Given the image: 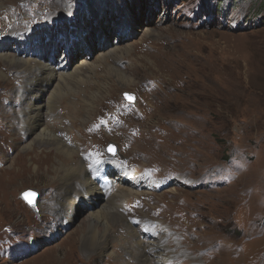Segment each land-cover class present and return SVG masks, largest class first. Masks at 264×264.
Segmentation results:
<instances>
[{
    "label": "rangeland",
    "instance_id": "374dc122",
    "mask_svg": "<svg viewBox=\"0 0 264 264\" xmlns=\"http://www.w3.org/2000/svg\"><path fill=\"white\" fill-rule=\"evenodd\" d=\"M79 1L0 0V55L56 66L50 58L65 59L64 46L45 50L42 59L37 53L26 55L30 49L23 50L18 38L38 28L39 42L46 33L54 35L46 27L69 5L73 9L63 16L75 13ZM94 4L99 13L83 19L91 27L85 49H77L66 71H57L69 72L81 63L78 59L95 61L116 47L132 50L116 59L108 56L94 74L89 71L86 84L69 81L73 89L49 102L47 122L54 137L77 151L73 160L61 163L82 164L88 172L85 162L104 158L107 147L115 145L129 171L139 174L155 168L158 178L172 181L158 191L138 190L125 179V184L120 180L109 188L107 192L116 187H131L134 192L110 202L119 216L105 249L108 256L95 252L82 232L91 203L80 199L81 206L67 221L53 202L61 185L58 174L34 172L37 160L46 169L58 160V153L39 144L25 153L30 143L26 129L32 125L22 122L26 121L22 111L34 98L26 99L25 89L22 92L27 70L0 60V72L6 75L0 76V264H143L135 259L143 253L137 246L124 250L125 228L130 225L136 232L129 243H136L137 237L149 253L148 245L163 241L173 264H264V13L252 12L259 4L85 0L77 6ZM125 16L133 32L123 30ZM148 30L154 35H147ZM6 38L12 40L5 42ZM110 65L133 79L129 85H113L87 115V95L108 82ZM85 67L81 68L88 71ZM127 95L135 97L133 103ZM112 115L120 121L115 124ZM29 189L38 191L36 208L22 196ZM120 217L124 220L118 223ZM152 222L157 227L150 234L146 229Z\"/></svg>",
    "mask_w": 264,
    "mask_h": 264
},
{
    "label": "bare ground",
    "instance_id": "6f19581e",
    "mask_svg": "<svg viewBox=\"0 0 264 264\" xmlns=\"http://www.w3.org/2000/svg\"><path fill=\"white\" fill-rule=\"evenodd\" d=\"M81 1H85V0H81ZM81 1H79L78 3L75 2V4L78 5ZM76 6L74 8H76ZM72 9H73L72 5H69V8H67L66 11L70 12ZM66 11H63L61 13L58 12L55 18L56 19H58V17L59 19L66 18L65 16H63L64 14H66ZM133 17L134 19L137 18V22L140 21L137 17V14L134 13ZM76 18L78 19V16H76ZM56 19H52V20H56ZM128 22L129 21L125 16V19L123 20V24H122L124 25L123 30H126V32H133V28L128 27L129 26ZM65 23L67 25V29H65L63 32L69 34L68 31L69 23L68 21H65ZM81 27L84 30V32H82L78 36H74L72 34L69 35L70 41L73 42L75 39H77V41L79 42V46H75L74 47L75 49H78L81 46L82 49H85L84 47L85 43H83L81 40L83 37L86 38V35H88L87 29L89 28L84 25H82ZM34 32L37 38L39 37L41 38L40 33H42V30L41 31L36 30ZM146 34L154 35L152 31L149 30L146 32ZM28 35L31 38V35L30 34ZM122 35L121 38L123 39ZM48 38L50 39L48 40ZM8 40L10 39L6 38L5 42H7ZM24 40H25L24 42H28L27 38H24ZM56 44H58L57 37L46 35V39L42 41L39 47L44 48L49 45H56ZM101 45H105V44L102 43ZM88 48L89 47H87V49ZM130 48L129 46H125L122 48L116 47L113 50H111L112 53L108 52V55L103 54L102 56L97 57L96 58L97 60L95 59V61H91V62H87V61L83 62L82 61L83 59H81V63L78 62L79 64L77 67L75 66L76 68L66 73H63L62 71H57L55 66H51V64L49 63L45 64L44 62L36 61L35 64L36 63L37 64L32 65V62L31 60H29V58L25 59L22 56L17 57L16 55H10L7 53L0 55V60L5 62V64H7L9 67L19 70L21 69L27 70L26 71L27 74H24L25 83L22 88L23 89L22 92H24L25 89L26 95L24 97H26V99H28L30 96L32 97L34 96L33 100H31L26 104L28 108L27 109L25 108L26 110L24 109L22 111V113L25 114V118H26V121H22V122L26 123L27 125L26 127L32 125L31 128L26 129L27 135H29L30 137L29 138L30 143H28L27 147L24 148L25 153L28 154L29 150H33L32 149L34 148L33 145H38V144L43 145L45 147H52L50 149L51 150L50 152L58 153L57 155L58 160H56L55 162L51 161L50 164L48 163L46 169H43L41 165L43 162L41 161V159L37 160V158L35 157V159L38 161L37 165H35L34 168L35 174L43 173L49 175V173H53V171L56 172V174H58V179L60 180L61 185L58 189V193L54 196L55 198L53 202L55 205H57V207H55V211H57L59 215H61L62 217H67L66 219L67 221L71 220L76 210L75 208L81 206L82 203L81 201H83L84 203H91L90 206L93 210L90 213V219L87 222H85V228H84L85 230L83 229L84 231L82 230L81 231L84 233L83 238L85 239V242H87L90 247H93L95 252L99 250L101 252L103 251L104 256H108L107 251L105 249L111 238V234H112L111 229L117 224V223L114 224L116 217L119 216V214L116 213V210H113V207L110 202L111 201L114 202V200L117 199V197L121 198L124 197L125 195H129L130 193H133L134 190L131 187H125L124 189L116 187L115 190L112 189L111 191L104 193L102 190H100V188L97 187L96 182L93 179H91L89 173L83 169L84 165L79 164L80 161H78L79 163L76 162L79 164L78 166L76 165L69 166L68 164L61 163V162H65L64 161L65 159H72L73 155H75L77 151L74 148V146H69L68 143L66 142L63 143L58 138L54 137L52 128L49 126L47 122V118H48L47 116L50 112V107L48 104L49 102H52L53 98L55 99L58 97H63L65 96L64 93L73 89L74 86L72 87L69 81L72 82L73 80L78 85L86 84L87 78H89L88 75L89 71L95 73L97 68H99L100 66L102 67L103 60H105V58H107L108 56H112L113 58L116 59L121 56H126L131 54L130 52L132 49ZM5 49L6 46L3 45L1 50L3 51ZM88 50L90 51V48ZM68 54L69 57L66 59L64 63L65 65L66 64L69 65L68 63L70 62V60H72V54L70 52H68ZM82 65L86 66L85 68H88V71H83V69L81 68ZM64 68L65 67H60L58 70ZM106 72H107V76L109 77L108 82L101 84L99 88L100 90L92 91L90 94L87 95L88 100H86V102L84 103L86 105L85 113L87 115L93 113L94 110L97 109L99 99L106 97L105 95L110 93L109 89H111L113 85H115L116 87L119 85L122 86L124 84L129 85L131 83V80L133 79L129 75H125L122 70H117L115 67H113V65L108 66V68L106 67ZM19 73H23V72H19ZM0 76L3 78L6 77V75H4L1 72H0ZM35 81L37 83H34ZM45 85H47V88H45ZM51 88L53 89L51 90ZM49 91L50 94H48ZM19 93L20 91L19 89H17V95H20ZM47 94L49 97L46 96ZM19 117H17L16 120H18ZM56 162H58L59 164L55 168V166L53 165L56 164ZM98 182H101V180L99 179ZM121 183L125 184L124 182ZM117 202L119 201L117 200ZM123 220L124 219L122 218L120 221H118V223L123 222ZM87 229H88V234L86 233ZM125 230H126V237L128 239L125 244L124 250L125 251L126 250L129 251V249L134 250L135 246H137L138 247L137 251L141 253L143 252L139 258H135V259H138L143 264H159L161 262V259L165 261V264H173L172 263L173 261L171 259L173 255L169 253L170 251L166 252L168 248L165 247L163 241H157L158 243L155 244L152 243L151 245H148L149 253H146L144 249L146 244L142 240H139L137 237H136L137 239L136 243H129L130 240L129 236L135 237L136 231L135 229H133V226L130 225L126 227ZM156 244L158 246H161L162 249L157 250L158 246ZM116 260L118 262L120 260V257L116 258Z\"/></svg>",
    "mask_w": 264,
    "mask_h": 264
},
{
    "label": "water",
    "instance_id": "95a60500",
    "mask_svg": "<svg viewBox=\"0 0 264 264\" xmlns=\"http://www.w3.org/2000/svg\"><path fill=\"white\" fill-rule=\"evenodd\" d=\"M128 97H132L133 98V99H131L132 101L135 99V97L133 95H127V98ZM128 100H130V99H128ZM107 150L109 153H111L113 155H116V153H117V149L113 145L111 147H109ZM22 196L27 203H29L32 207L36 208L38 196H39L38 191L33 190V189H29V190L24 191Z\"/></svg>",
    "mask_w": 264,
    "mask_h": 264
},
{
    "label": "trees",
    "instance_id": "16d2710c",
    "mask_svg": "<svg viewBox=\"0 0 264 264\" xmlns=\"http://www.w3.org/2000/svg\"><path fill=\"white\" fill-rule=\"evenodd\" d=\"M256 3H258V6H254L252 8V12L254 14H261L264 13V0H256Z\"/></svg>",
    "mask_w": 264,
    "mask_h": 264
},
{
    "label": "snow or ice",
    "instance_id": "6c2138e0",
    "mask_svg": "<svg viewBox=\"0 0 264 264\" xmlns=\"http://www.w3.org/2000/svg\"><path fill=\"white\" fill-rule=\"evenodd\" d=\"M128 99H130V100H131V99H133V98H132V97H128Z\"/></svg>",
    "mask_w": 264,
    "mask_h": 264
}]
</instances>
